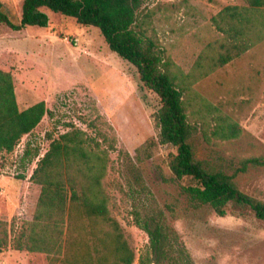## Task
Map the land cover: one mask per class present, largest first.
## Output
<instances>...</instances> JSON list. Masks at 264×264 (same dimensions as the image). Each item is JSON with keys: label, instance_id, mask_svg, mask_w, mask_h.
Instances as JSON below:
<instances>
[{"label": "rangeland", "instance_id": "374dc122", "mask_svg": "<svg viewBox=\"0 0 264 264\" xmlns=\"http://www.w3.org/2000/svg\"><path fill=\"white\" fill-rule=\"evenodd\" d=\"M0 1L18 25L23 0ZM244 5L242 0H145L139 26L188 74L206 45L220 36L211 18L227 6ZM47 15L46 27L15 31L0 24V70L12 75L19 109L44 101L48 110L11 153L0 154V219L12 227L11 236L32 219L40 192L31 181L37 162L52 140L77 128L107 151L104 182L111 216L134 253L133 264L150 255L149 237L138 221L159 213L176 230L191 264H264V221L251 214L219 217L210 207L193 204L183 192L188 182L171 174L168 161L176 151L159 140V98L143 86L135 67L109 49L97 28ZM192 91L206 106L198 108L206 118L204 129L199 121L195 131L199 160L232 174L241 160L264 155V41L194 83ZM218 115L239 126L238 137L212 134ZM27 146L37 156L25 157ZM235 182L264 202L263 168H249Z\"/></svg>", "mask_w": 264, "mask_h": 264}, {"label": "trees", "instance_id": "16d2710c", "mask_svg": "<svg viewBox=\"0 0 264 264\" xmlns=\"http://www.w3.org/2000/svg\"><path fill=\"white\" fill-rule=\"evenodd\" d=\"M242 1L244 6H227L211 18L220 36L206 45L188 74L174 66L139 26L145 0H23L18 25L3 12L0 1V24L15 31L46 27L51 12L97 28L109 49L134 66L143 86L159 98L155 115L159 140L175 149L168 167L176 180L188 182L183 192L190 201L210 207L219 217L251 214L264 221V202L239 190L235 182L249 168L264 169V155L241 160L232 174L196 157V125L201 121L204 129L206 118L199 113L192 85L264 41V0ZM47 113L44 101L20 110L11 73L0 70V154L11 153ZM214 121V136H239L236 123L220 115ZM24 156H37V151L32 153L27 146ZM108 162L107 151L80 129L52 140L31 176L40 186L32 219L14 237L12 227L0 219V252L11 247L45 253L53 259L61 257V264H133L134 253L111 216L104 182ZM138 226L150 243L149 258L141 264H191L162 213L138 221Z\"/></svg>", "mask_w": 264, "mask_h": 264}, {"label": "crops", "instance_id": "0c3cea01", "mask_svg": "<svg viewBox=\"0 0 264 264\" xmlns=\"http://www.w3.org/2000/svg\"><path fill=\"white\" fill-rule=\"evenodd\" d=\"M18 210V215H21L23 211L21 209ZM61 260V257L53 259L52 256L45 253L18 251L11 248L5 250L0 256V264H61Z\"/></svg>", "mask_w": 264, "mask_h": 264}, {"label": "built area", "instance_id": "2783aa9c", "mask_svg": "<svg viewBox=\"0 0 264 264\" xmlns=\"http://www.w3.org/2000/svg\"><path fill=\"white\" fill-rule=\"evenodd\" d=\"M72 41H73V44L76 45V43H77V39H74V40H72Z\"/></svg>", "mask_w": 264, "mask_h": 264}]
</instances>
